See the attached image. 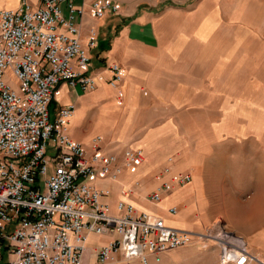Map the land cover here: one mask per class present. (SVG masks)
<instances>
[{
	"label": "crops",
	"instance_id": "obj_1",
	"mask_svg": "<svg viewBox=\"0 0 264 264\" xmlns=\"http://www.w3.org/2000/svg\"><path fill=\"white\" fill-rule=\"evenodd\" d=\"M22 1L0 0V10L15 9ZM25 1L37 4V0ZM89 1L85 0V4ZM111 1L119 4L118 13H107L98 20L85 14L79 26L82 44L89 27L96 31L95 45L88 54L90 70L99 72L101 78L89 92H82L78 84L60 82L49 104L50 112L73 103L69 119L70 124H75L82 115L87 117L89 109L100 108L93 112L95 119L111 121L110 131L101 142L102 149L119 152L127 146L141 147L145 157L138 166L125 169L118 182L112 184L115 195L119 197V183L139 178L141 189L127 198L139 209L161 214L171 226L207 228L209 225L201 220H187L189 207L181 212L177 209L176 214L167 213L166 207L188 199L185 192L191 189V200L205 213L203 189H220L218 196L222 201L214 212L227 217L229 229L242 235L249 251L264 260V50L260 48L264 43L260 33L264 26V0H208L201 20L191 24L173 19L170 4L164 5L163 13L155 10L163 0ZM250 4L255 5L254 10ZM204 21L206 24H202ZM205 26L207 29L200 34ZM249 30L253 36H246ZM110 63H117L124 70L116 87L106 81ZM87 97L95 100L86 101ZM68 130L83 145H88L94 135L69 124ZM233 140L249 141L244 142L248 153L240 154V162L245 166L243 172L252 173L249 177L242 175L245 181L235 187L254 191L252 198L236 200L239 208L235 204V212L225 205L222 189L227 186L226 179L219 175L218 182L213 183L210 178L211 171L221 169L224 155L236 156L231 150L223 153L225 144H232ZM218 155L223 159L218 160ZM168 157L172 159L169 161ZM166 164H170L172 173L190 172L191 183L174 187L164 194L159 205H154L144 196L151 189L145 190L160 181L156 174ZM145 200L161 206L164 213L144 204ZM116 212L114 207L111 213ZM230 214L236 215L239 223L230 220ZM107 239L106 235L95 236L94 244L85 245L80 264H94V248Z\"/></svg>",
	"mask_w": 264,
	"mask_h": 264
},
{
	"label": "built area",
	"instance_id": "obj_2",
	"mask_svg": "<svg viewBox=\"0 0 264 264\" xmlns=\"http://www.w3.org/2000/svg\"><path fill=\"white\" fill-rule=\"evenodd\" d=\"M119 9L111 0H37L35 5L23 0L15 9L0 10V264H80L91 234L108 236L94 248V264L118 258L159 263L179 248L211 244L218 248V264L261 262L240 235L213 225L203 231L174 227L161 214L137 208L127 198L141 186L136 177L120 184L117 212L111 213L103 199L109 189L100 181H118L125 169L141 164L143 149L106 152L99 134L83 145L68 130L73 103L50 112L60 82L89 92L102 76L90 70L95 29L89 27L85 44L80 40L83 16L98 20ZM107 69L106 81L116 87L124 70L117 63ZM156 178L160 181L144 196L159 205L165 193L189 183L192 175L172 173L166 164ZM177 209L170 205L166 212Z\"/></svg>",
	"mask_w": 264,
	"mask_h": 264
},
{
	"label": "rangeland",
	"instance_id": "obj_3",
	"mask_svg": "<svg viewBox=\"0 0 264 264\" xmlns=\"http://www.w3.org/2000/svg\"><path fill=\"white\" fill-rule=\"evenodd\" d=\"M165 4L171 5L170 9H172V11H171L172 13L170 15H172L173 19L177 20V22H179L180 24H191V23H196L199 20H201V17L205 13L206 7L208 5V0H163V1L159 2L158 5L156 7H154V9L157 11L160 10L159 13H163V12H165V8H164ZM249 7H251L252 10L255 9L254 4L253 5L250 4ZM202 24H206V21H204ZM205 27L206 28H201V30L199 31L200 34L204 33V31L207 29V26H205ZM250 31L251 30H249V33L247 31L246 36L247 35L253 36V35H251ZM222 33H223V30H221L219 32L218 36L222 37ZM260 33H263L262 36L264 37V26H262ZM260 48L262 50H264V43H263V45L260 46ZM91 91H93V90H91ZM90 100H95V99L90 98V97L86 98V101H90ZM103 101H105V100H103ZM101 102L102 101H100L98 103V105H100ZM95 105H96V103H95ZM100 110H101L100 108L94 107V108L89 109V111H87L88 112L87 117L91 118L90 119L91 121H89V122L87 121L88 118L87 117L84 118V116L82 115L79 118V120L77 121V123L70 124V119H69L68 124H69V126H72V127L73 126L78 127L80 130H83L84 133H88L89 135L95 134V133H97V134L100 133L99 135L101 136V142L102 141L104 142L103 136L107 135L109 133L110 128H111V121H109V119L107 120L106 118H103V117H102V120L100 118L95 119L96 114L93 112L94 111H100ZM81 128H83V129H81ZM244 142L249 143V141H245V140H239V141L233 140L232 144H229V143L225 144L223 153H227L229 150H231V152H234L236 154V156L233 155L232 157H229L228 154L224 155L225 156L224 157L225 162L222 163V165H219V167H221V169H219V171H211L210 172V176H211L210 178L213 179L212 180L213 183L215 181H216V183L218 182V179L220 178L219 175H221L222 177H224V179H226L225 181L227 183V186L225 187V189H222L224 191V194L223 193H221V194H223V196L226 198V201L228 202V203L225 202V205L227 206V208L229 207V209H232L233 212H235L234 209H237L235 206L236 205L238 206V203H236L237 199H239V201L244 200V199H249L250 197L252 198V196L254 195V191H252V189L235 187V185H239L243 181H245V177H242V175L243 176L247 175L249 177L250 174H252L250 172V170L246 173L243 172L245 166H241V162H240V159H241L240 156L241 155L240 154L241 153H244V154L248 153V149L245 148ZM219 156H222V155H218V157H217L218 160L223 159V156L222 157H219ZM246 165H248V163ZM213 167H214V165H212V168ZM48 172H50V166H47V173ZM121 174H120V176H123ZM116 182H118V181L103 180L100 183L101 186L108 187V189H109L108 194L103 199L107 201V203L109 205V211L110 212H114V207H115L116 201L118 199V197L115 195L114 188H112V184H115ZM190 183H187L184 187L190 185ZM155 185L146 189L145 191L153 189L155 187ZM119 188H120V183H119ZM139 189H141V187L137 188V191ZM203 190H204L203 192L205 195V199H204L205 200L204 206L206 207L205 213H203V212L201 213L199 211V209L197 208L198 206L200 207V205L197 206L196 204L193 203L194 200H191V197H190L191 189H187V191L185 192L188 195V199H185L184 201H177L176 202L179 211L181 212V211H183V209L189 207V212H188L189 216L187 217V220H189L191 223H195L194 221L201 220L209 226L213 225L216 228V231L218 230V232L226 230L228 232H231L232 234L234 233V235H236V234L240 235V234L229 229V223L227 222V217L222 216V214H220V213L214 212V209L216 207H218L221 204L220 202L222 201L221 199H219L220 196H218V190H220V189L214 188V187L212 189V188L207 187ZM133 194L135 195V193H133ZM232 201L234 204H231ZM144 204L150 206L152 209H156V211L164 213L161 206H154L150 203H147L146 200L144 201ZM173 204L175 205V203H173ZM201 208H202V206H201ZM219 208L224 209V207H222V206ZM238 208H239V206H238ZM193 209H194V211H193ZM191 211H193V213H190ZM201 211H202V209H201ZM186 213H187V211H186ZM229 216L230 217H228V218L230 220H234L235 222L239 223V219L236 215L230 214ZM201 217H205V219H201ZM203 230H204V228L201 230H194V231H203ZM95 236H100V235L91 234L90 237L88 238L87 242L85 243V245L89 246L91 244H94L97 241V240H94ZM240 236H242V235H240ZM217 254H218V249H217V246L214 244H211V245L206 246V247H203L200 245H194V246L183 247V248H179L177 250L171 251L168 254L163 256L161 262L153 263V264H218ZM253 255H255V254H253ZM255 256L257 258H259L261 260V262L252 261L251 263L264 264L263 258H261L257 255H255ZM111 263L112 264H140L139 262H137V260H135L133 262H125L121 258H118L115 261H112Z\"/></svg>",
	"mask_w": 264,
	"mask_h": 264
}]
</instances>
